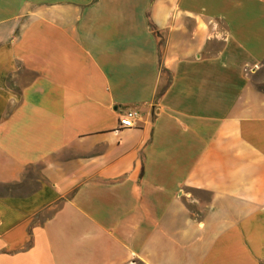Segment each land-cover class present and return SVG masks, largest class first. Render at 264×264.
<instances>
[{"label":"crops","instance_id":"obj_1","mask_svg":"<svg viewBox=\"0 0 264 264\" xmlns=\"http://www.w3.org/2000/svg\"><path fill=\"white\" fill-rule=\"evenodd\" d=\"M263 64L264 0H0V264H264Z\"/></svg>","mask_w":264,"mask_h":264},{"label":"built area","instance_id":"obj_2","mask_svg":"<svg viewBox=\"0 0 264 264\" xmlns=\"http://www.w3.org/2000/svg\"><path fill=\"white\" fill-rule=\"evenodd\" d=\"M257 67L254 68L256 70ZM252 70H245V74L248 75L251 73ZM139 121V115L137 112L134 111H126L119 116L118 120V129L123 130H132L137 128V123ZM130 264H134L130 262Z\"/></svg>","mask_w":264,"mask_h":264},{"label":"rangeland","instance_id":"obj_3","mask_svg":"<svg viewBox=\"0 0 264 264\" xmlns=\"http://www.w3.org/2000/svg\"><path fill=\"white\" fill-rule=\"evenodd\" d=\"M258 69H259V72L257 75L259 76V79L263 80L264 79V64L262 67H258ZM258 69H256V70H258ZM262 87H264V84L262 85Z\"/></svg>","mask_w":264,"mask_h":264}]
</instances>
